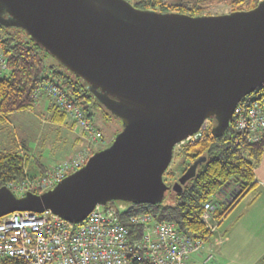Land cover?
<instances>
[{"label":"water","instance_id":"water-1","mask_svg":"<svg viewBox=\"0 0 264 264\" xmlns=\"http://www.w3.org/2000/svg\"><path fill=\"white\" fill-rule=\"evenodd\" d=\"M0 27L24 31L123 126L49 192L18 197L0 188V219L51 210L77 224L98 205H156L169 191L183 193L206 158L170 186L164 175L176 145L206 120L223 136L241 100L264 85V0L200 16L142 11L126 0H0Z\"/></svg>","mask_w":264,"mask_h":264},{"label":"built area","instance_id":"built-area-1","mask_svg":"<svg viewBox=\"0 0 264 264\" xmlns=\"http://www.w3.org/2000/svg\"><path fill=\"white\" fill-rule=\"evenodd\" d=\"M257 2L262 0H256ZM0 69L7 70L0 54ZM47 97L51 106L75 122L87 139V146L70 159L51 167L44 174L7 187L18 197L27 192H49L71 173L82 169L93 156V145L104 143L81 108L57 86L44 83L32 98ZM232 128L246 143L264 140V90L260 88L245 97L235 108ZM213 129L209 120L188 139L176 145L174 152L204 139ZM217 206L209 201L201 220L210 233L217 231L221 220L215 217ZM220 242L215 243L219 245ZM201 237L184 232L175 222L160 221L148 213L121 212L109 203L98 205L84 222L71 224L51 210L43 213L16 212L0 219V264H210L212 252Z\"/></svg>","mask_w":264,"mask_h":264},{"label":"trees","instance_id":"trees-1","mask_svg":"<svg viewBox=\"0 0 264 264\" xmlns=\"http://www.w3.org/2000/svg\"><path fill=\"white\" fill-rule=\"evenodd\" d=\"M132 1L129 2L142 11L156 10L163 13L200 16L203 11L202 6L211 5L214 0H177L173 6L163 4V0ZM226 1L238 4V8L234 11L242 9L240 6L246 1H248L247 10L256 8L258 4L254 0ZM28 39L25 42H17L12 38L0 40V52L7 63V70L0 71V75L6 74L0 78V126L6 123L13 113L33 110L38 102L37 99L32 98L33 92L44 83H50L61 89L70 101L78 105L95 131L101 134L94 125L95 111L103 109L108 118L115 117L99 104L82 78L75 76L59 62L56 65L47 66L45 59L51 55L33 39L30 37ZM261 88L264 90V85ZM51 112L54 123L64 124L66 120L69 121L66 114L58 108L52 106ZM70 123V128L81 131L80 139L85 143L82 148L86 147L87 139L84 133L76 127L75 122L70 121ZM233 133L235 132L232 125L223 136L214 137L213 133L206 132L204 139L192 146L184 147L178 153L190 160L189 166L201 158H206V162L198 166L196 177L184 186L183 193L174 192L175 198L172 204L164 202L166 197L162 203L156 205L129 202L128 204L132 207L126 213H148L155 215L160 221L176 222L184 232L209 242L212 233L201 220L204 206L209 201H213L217 206L214 212L216 219L220 221L228 216L242 198L257 189L254 165H259L264 159V140L249 144L244 141V137L238 135L239 143L237 144L234 137L230 138ZM95 152L97 151L93 150V153ZM27 162L28 158L18 152L0 151V188L11 183H22L28 175L37 176L38 174L28 171ZM36 164L40 169L39 174L47 172L42 164ZM27 172H29L28 175ZM233 185L234 188H232ZM230 190L233 197L219 206L217 201L219 196ZM255 194L260 193L257 191ZM111 203L113 202L109 204ZM220 207L224 209L219 211Z\"/></svg>","mask_w":264,"mask_h":264},{"label":"rangeland","instance_id":"rangeland-1","mask_svg":"<svg viewBox=\"0 0 264 264\" xmlns=\"http://www.w3.org/2000/svg\"><path fill=\"white\" fill-rule=\"evenodd\" d=\"M128 1L131 2L132 0ZM175 1L177 0H163V4L173 6ZM254 1L256 2V0ZM202 7L203 11L201 15H223L225 13H232L238 8V4L229 3L226 0H214L211 5H203ZM240 7L242 9L239 11L247 10L248 1L241 4ZM8 38H12L17 42L29 40L27 34L21 29L0 27V40ZM0 54L2 53L0 52ZM45 61L47 66L56 65L58 62L51 56L46 58ZM0 71L2 72V70ZM5 75L2 73L0 78ZM45 98L43 97L42 99L45 100ZM94 116V125L104 138V143L93 145L92 148L100 152L110 146L115 140V136L122 131L123 126H121V122L118 119L108 118L104 114L103 109L95 111ZM50 117V112L44 110L40 105H35L33 110L11 115L8 121L0 126V151H15L23 157L27 156L31 165L33 164L32 166H34H31L32 169L28 168V171L34 172L36 175H39V172H37L38 164L36 163L45 165V167H48L47 169H50L80 152L81 150L74 151L79 146L73 149L72 143L75 140V136H77V139L81 138V131L70 128V120L68 121L69 125L67 124V120L62 125L54 123ZM173 158L172 164L164 178V181L170 186L175 181H178L177 178L181 177L191 164L190 160L184 156L175 154ZM254 166L255 175L257 176V173L264 169V159L259 165ZM37 176L28 175L29 178ZM232 188H234V185ZM256 191L264 192V188L258 185L256 190L245 196L243 198L244 201L221 220L217 231L211 235V245H206L207 252L211 251L213 254V260L210 264H255L258 262V258L264 252V213H261L258 208L252 211L248 209V203ZM165 197V203L172 204L174 202V192L169 191ZM232 197L231 190L222 193L217 200L218 205L220 206V204L229 201ZM110 205L123 213L128 212L132 207V205L121 201L111 203ZM224 207H220L219 211H222ZM254 212L256 213L255 220L261 223L258 224L252 221L251 214ZM223 233H225V236ZM226 237H228V240ZM217 242H220L219 245H215Z\"/></svg>","mask_w":264,"mask_h":264},{"label":"crops","instance_id":"crops-1","mask_svg":"<svg viewBox=\"0 0 264 264\" xmlns=\"http://www.w3.org/2000/svg\"><path fill=\"white\" fill-rule=\"evenodd\" d=\"M36 105H40V106H42L43 108H44V110H47L48 112H50V115L52 114V112H51V107L52 106H50V102L47 100V98H45V100L44 99H42V100H39L38 101V103L36 104ZM13 114H15V113H13ZM12 114V115H13ZM18 114V113H17ZM51 118V117H50ZM68 123V122H67ZM63 125V124H62ZM69 127V126H68ZM72 145H73V149H74V147H76V146H79V148H76L74 151H78V150H80L81 149V147H83V145H85V143H84V141H82L81 139H77V136H75V140L73 141V143H72ZM75 152V153H76ZM74 153V152H73ZM72 155V154H71ZM24 157H27V156H24ZM27 164H28V168H31V166L33 165H31V163L29 162V160H28V162H27ZM36 166V165H35ZM44 167H45V165H43ZM32 167H34V166H32ZM38 167V166H37ZM48 167L46 166L45 167V169H47ZM32 169V168H31ZM48 170V169H47ZM37 172H40V169H39V167H38V171ZM264 169L262 170V171H259L258 173H257V176L255 175V177H256V181H257V183H258V185H260V186H262L263 188H264ZM257 192V191H256ZM260 194H258V195H256V194H254L253 195V197H251V199H250V202L248 203V209L250 210V211H252V210H254V209H256V208H258V210L259 211H261V213H264V192H259ZM247 196V195H246ZM245 198V197H244ZM242 201H244L243 200V198H242ZM242 201L239 203V204H237V205H235L232 209H234V208H236L238 205H240L241 203H242ZM251 218L253 219L252 221L254 222V223H261L260 221H257V220H255V218H256V213L254 212V213H252L251 214ZM223 235L225 236V233H223ZM226 239L228 240V237H226ZM258 262H256L255 264H264V252L260 255V257L258 258V260H257Z\"/></svg>","mask_w":264,"mask_h":264},{"label":"flooded vegetation","instance_id":"flooded-vegetation-1","mask_svg":"<svg viewBox=\"0 0 264 264\" xmlns=\"http://www.w3.org/2000/svg\"><path fill=\"white\" fill-rule=\"evenodd\" d=\"M211 124H213V126H215L217 123L214 121V120H210ZM96 153V152H95ZM166 174L164 175V178H165ZM179 179V178H177ZM177 181H175L174 183H176ZM173 185V184H172Z\"/></svg>","mask_w":264,"mask_h":264}]
</instances>
